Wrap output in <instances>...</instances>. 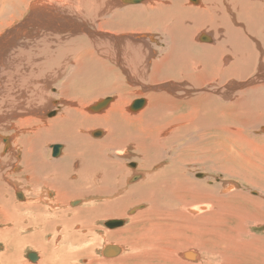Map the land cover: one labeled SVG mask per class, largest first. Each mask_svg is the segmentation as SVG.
Here are the masks:
<instances>
[{
	"label": "bare ground",
	"instance_id": "1",
	"mask_svg": "<svg viewBox=\"0 0 264 264\" xmlns=\"http://www.w3.org/2000/svg\"><path fill=\"white\" fill-rule=\"evenodd\" d=\"M120 9L123 10L116 12ZM136 9L141 12L139 17L134 13ZM148 12L149 20H140ZM263 12L264 0H143L137 4L119 0H0V130L10 128L13 132L0 139V264H31L23 259L27 248L38 255L33 264H77L80 257L94 258L90 244L96 239L93 231L100 230L93 228L94 221L127 217L125 212L133 204L136 207L129 212L134 215L129 218V225L120 220L121 226L103 231L107 241L123 237L115 242L121 244L117 245L119 252L122 246L125 249L119 255L122 257L97 262L93 259L85 264H114L132 257L138 262L141 239L146 237H137L132 226L139 223L142 214V227H159L163 219H167L165 227H170L179 222L178 218L190 215L196 203L211 202L213 210L209 215L190 222L194 238L187 239L188 244L175 252L178 257L181 250L190 253L188 260L197 259L194 249L211 255L213 249L233 245L228 239L221 240L223 244L212 239L216 229L225 232L232 213L240 218L242 228L235 227L237 233L264 223V215L258 219L238 207L244 204L242 198L256 206V198L264 195V171L259 167L264 165V135L260 139L254 136V131L255 135L258 131L264 134V92L260 90L264 84H257L264 77ZM129 19L131 22L125 24ZM146 24L148 28H144ZM155 26L165 30L166 35L160 33L159 38L167 44L159 49L161 55L157 59L144 45L145 33H154ZM201 30L204 33L197 37ZM152 37L148 40L155 44ZM173 54L174 74L161 73V67L169 64ZM147 73L152 76L150 86L142 85ZM120 77H126L129 85L141 84L150 91L144 110L137 113L127 108L131 96L143 95H125L122 87L109 80ZM57 80V96L65 104L58 112L45 113L50 101L44 88L49 90L47 84ZM168 81L171 87L165 84ZM173 81L187 82L182 91L193 93L194 97L183 101L184 95L172 91L176 87ZM208 84L216 86L204 89ZM231 91L235 93L233 105L238 111L226 114L216 101H226ZM104 95L111 96H106L110 100L107 107L93 111L106 100ZM212 122L219 127L214 136L206 131ZM191 124L203 130L191 139L201 134L200 143L214 137L224 141L217 160L210 159L213 166L202 167L210 172L192 177L186 165H200V161L184 159V155L190 157L193 152H187L180 144L168 159V167L158 165L164 158L162 152L176 144L175 139L182 134L187 136ZM95 127L105 128L108 133L103 138L105 132L91 130ZM127 143L136 149L135 161H113L111 155L106 158L102 153L123 157L124 152L118 150ZM54 145L61 147L55 157ZM197 151L205 154L204 146ZM19 157L20 171L14 175ZM154 165L156 170H148ZM233 169L240 175H232ZM218 171L224 180L235 179L258 192L253 198H249L248 191L237 189L218 195L215 189L206 187ZM115 173H119L117 177ZM108 179H113L114 190L119 193L120 182L128 185L124 192L131 198L128 207L120 196H111L114 190L106 187ZM16 181L29 187L25 194H19L20 199L13 194L18 187ZM97 184L103 187L101 195V188H95ZM39 187L46 192L36 198ZM233 188L237 186L230 184L223 193ZM48 190L55 191L56 203H67L69 208L61 210L56 203L47 201L46 196H51ZM96 195L102 200H91L85 206L83 201L70 202ZM230 198H237L238 206L230 208ZM197 210L204 211L205 206L199 205ZM115 220L118 219L105 223ZM207 220L209 225L195 224ZM47 236H51L49 242L45 240ZM134 239L138 241L132 244ZM148 239L151 242L143 244L144 251L154 247L152 242L161 237ZM96 242L101 246L97 239ZM165 245L161 243L162 247ZM108 255L112 259L114 252L109 251ZM181 256L185 258L184 254Z\"/></svg>",
	"mask_w": 264,
	"mask_h": 264
},
{
	"label": "rangeland",
	"instance_id": "2",
	"mask_svg": "<svg viewBox=\"0 0 264 264\" xmlns=\"http://www.w3.org/2000/svg\"><path fill=\"white\" fill-rule=\"evenodd\" d=\"M132 7H134V6H132ZM123 9H120V10H118L116 12H121ZM134 13L138 17L141 14V12L138 9H136L134 11ZM107 15H108V13L106 14V16ZM106 16L103 15L102 17L106 18ZM161 16H163L164 18L167 17V15H164V14H161ZM149 17H150V14L148 12V15H144L143 19H140V20H149ZM110 18H111V15H110ZM114 20H112V21H114ZM130 22H131V19L127 20L125 24H128ZM16 24L17 23L15 22V24L13 23L12 26H15ZM133 27L134 26L129 27V29H133ZM148 27H149V25L146 24V26L144 28H148ZM167 27H169V25H167ZM154 28H155V30H154ZM152 29L154 30V33H145V35H144L145 36L144 45H146L147 50H150V53L152 54L153 59H157L159 57V54L161 55V53H159V49L163 50L167 46V44H164L165 40L159 38V34L160 33H164V35H166V33H165V30L161 26H159V28H158V26H155ZM134 31L137 32L138 30L134 29ZM203 31L204 30L199 31L198 34H197L198 36L197 35L196 36L199 37V35L204 33ZM263 31H264V27H263ZM150 36H153L152 38L155 39V41H156L155 44H151V42L148 40V37H150ZM197 37H195V38H197ZM197 42H198V40H197ZM169 59H170V61H169ZM169 59L167 60V61H169V64H167L165 67H163V66L161 67V69H160L161 73L174 74V72L176 70L175 54H173ZM149 68L150 67H148V69H146V70H149ZM258 73H259V71L254 76L258 75ZM262 73H264V70H262ZM109 77H111V76H109ZM111 78H113V77H111ZM109 80L111 81V83L118 85V87H122L124 89V94L125 95H126V93L133 94L134 92H138V93L143 95V96H131L130 97V102L128 103L127 108H130L131 104L137 99H143L144 101H146V106H147L149 101L146 100V98H147L146 96L147 95H151V94H150V91L145 89L142 85L150 86L151 83L153 82V81H151L152 80V76H149V73H147V78L144 80V82H142V85L141 84H137V83L129 85L128 84L129 82L127 81L126 77L125 78L124 77L123 78L120 77V78H118L116 80L115 79H109ZM263 81H264V77L261 78L257 82V84L260 86V84H262V83L264 84ZM59 82H60V80H57L56 82H52V83L47 84V86L50 87L49 90H45L46 87L44 88V92H45V94L47 95V97L49 98V101H50V106L47 107V110H45V113H49L51 111H56V110L58 112L65 104V101L62 100V99H59V97L57 96L58 89H57L56 83L59 84ZM168 82H165V84L167 86L171 87V85H172L171 81H168ZM242 82L243 81H239L237 83H242ZM172 83L176 85L175 89H173L172 91L175 92L176 94L179 93V94H182V95L185 96V99H183V101L188 102L189 100H191L194 97V96H191V94H193V93L186 94V93H184L182 91V88H187L184 85L187 82H182V81L174 82L173 81ZM161 85L162 84H160V86ZM215 86H216L215 84H208V85H206L204 87V89H209V88H212V87H215ZM94 87H95V85H94ZM94 89H95L94 91L97 90L96 87ZM260 90H262L264 92V87L260 88ZM262 91H260L259 93H261ZM234 94L235 93L233 91H231V92L228 93V95L226 97V101H219V102L216 101L222 107V110L226 114L229 113V112H232V111H235V112L238 111L237 107L233 105V103L235 101V97H236ZM262 94L264 95V93H262ZM93 95H95V94H93ZM106 96L111 97L109 95H104L103 99L108 98ZM112 96H115V94L112 95ZM161 106L163 107V103L161 104ZM167 106H168V104H167ZM145 107L143 105L142 108H140L139 110H136L134 112L138 113L139 111L144 110ZM183 108H185V107H183ZM129 113L132 114V115L137 114V113H132V112H129ZM262 115H264V114H262ZM46 116L43 115V118L47 119ZM216 116L220 117L219 114H216ZM232 120L233 119H230L229 121H232ZM189 126H190L191 130L188 131L187 136L182 134L181 138H176L175 139L176 144H172L169 149H167L166 151L162 152V155L164 156V158L162 157L163 160L158 165H161L160 167H162V166L163 167H168L169 166L168 159H170V157L173 155L174 149L177 148V146L180 144V145L183 146V148L185 147L186 149H188L187 152H193L192 156H190V157H187V155H184L183 156L184 159L190 158L191 161H193V160L200 161V162H198L200 165H194V164L191 165V163H187L186 168H190L189 169L190 171L188 172V175L190 177H192L193 175L197 176V174H200V172H205V173L210 172V171L202 170V167L205 166L206 168H210V167L213 166V163L210 162V159L217 160V156H219L218 152L220 150L219 147L221 146V144L224 141L222 139H217L216 137H214V138H211V139L204 140V141H202L200 143V140L202 139V138L200 139V137H202L201 134L199 135L200 137L199 138L197 137L195 140L191 139V137L196 136L198 134L197 131L202 132L203 130L200 127L199 128H195V126H192V124L189 125ZM218 128L219 127L217 126V124L212 122L206 129V131L210 132V133H207V134L213 135V136H214L215 133L218 134V132H219ZM95 129H100V130H103L105 132V135L103 136V138L108 133L106 131V129L102 128V127H95L94 129H91V130H95ZM177 129H178V127H177ZM91 130H89V131H91ZM12 133L13 132L11 131L10 128H8V129L5 128V129L0 130V139L7 138V136L9 137ZM260 135H264V134H262V133L260 134V131H258L257 135H255V131H254V136H258V137H256V139L257 138L260 139L261 138ZM259 136H260V138H259ZM102 139H99V140H102ZM92 140L95 141L96 139L92 138ZM127 144L123 146L124 148H122L121 150H118V151L124 152V156L123 157H118L116 155V153H110V152H107V153H110V154H105L104 152H102V153L105 155V157L107 155H111L113 157V159H112L113 161L116 160V159H124L126 161H130V160L133 159L135 161L136 157H137L136 149H135L133 144H128V145ZM188 145H189V148L187 147ZM202 146H204L205 154H201L200 152L197 151V148H200ZM235 146L236 145H234V148L238 147V146H236V147ZM18 148H19V146H18ZM237 149L239 150L240 148H237ZM20 150L18 151V153H20ZM243 150H246V149H243ZM108 151H110V150H108ZM226 151H229V150H226ZM245 152H246V154H248V151H245ZM245 152H244V154H245ZM48 158L51 159V156H48ZM134 163L137 164V162H134ZM256 164H258V161H256ZM190 165H191V167H187V166H190ZM253 165H254V163H253ZM155 166H157V165H154V166L150 167L148 170H150L152 168H154L156 170L157 167H155ZM259 167H261L263 169V171H264V165H260ZM148 170H145L144 172L137 171V170L136 171L137 172H141V173H146ZM13 173H15V171H13ZM118 174L119 173H115L113 175L117 177ZM231 174L234 175V176H237V175H240V172L237 169H233L231 171ZM262 175H264V173ZM195 179H197V178L195 177ZM212 179L213 180L211 181V184L210 183L207 184L206 187L209 188V189H215L216 193L218 195L225 196V195H228L229 193L233 192L235 189H237V190H242V191H248L249 198H253L254 197V192H256V193L258 192L257 190H253V189L249 188L248 186L236 181L235 179L224 180L223 175L219 171L213 174ZM143 180L145 181L146 177H144ZM135 181H138V180L135 179ZM219 183H221V184H219ZM262 183L264 185V181ZM230 184L231 185L232 184L236 185L237 188H233V189H230V190L228 189L229 191L226 190L225 191L226 193H223V190L228 188ZM20 185L21 186L18 189H16L17 191H21V192L24 193L29 188L28 185L25 186L21 182H20ZM119 186H120L119 187L120 193L117 191L116 188L114 190L113 179H111V180L108 179L106 181V187L111 189V190L112 189L114 190V193L111 196H115V195L120 196L122 198V201H123L124 205L127 206L128 203H129V200L131 199V198L128 199L127 198V194H124V192L128 189V187H127L128 185L125 182L124 183L120 182ZM97 187L101 188V191H100V195H101L103 187L100 184H97L95 188H97ZM45 192H46L45 188L39 187L37 189L36 198H39ZM48 192L51 193L52 195L50 197L46 196L45 199L47 201L51 202V203H56L55 202V197H56L55 191L48 190ZM13 194H14V191H13ZM163 197H165V196H163ZM258 197L256 198V200H259V201L256 202V206L254 204L250 203L249 201H245L244 198H242V201L244 202V204L241 205V206H238L236 204L237 198H230L229 200H231V201L229 202V207L233 208L235 206V204H236L240 209L246 210L248 215H252V216H254L255 218H258V219H263L262 215H264V195L260 196L259 198ZM27 198H28V196L26 194L25 195V199L27 200ZM98 198L100 200H102L101 197H98L96 195V196H94L92 198L91 197H86L84 199L73 198V199H70V202L71 201H80V202L83 201L84 202L83 206H85L86 202H88L87 204H89L91 200H95V199H98ZM98 202L101 203L100 201H98ZM56 204L58 205L59 209H61V210H65V209L69 208V205H67V203L66 204L56 203ZM199 205H204L205 206V210L204 211L197 210V207ZM77 207H79V205H77ZM135 207H136L135 204H133L132 206L128 207V209L125 212L127 217H120V218L106 217V218L96 219L94 221L93 228L97 229V230L100 229V230L99 231H93V232L95 234V238L99 242H101V246L98 247L96 239H95L96 243L93 240L92 244H90V245L93 246L92 250L94 249L93 250V253H94L93 257L94 258H92V257L91 258L90 257H80V258L77 259V264H85L84 262H91L93 259H95V262H97L98 260H101V259L113 260V259H117V257H119V255L123 254L125 249L122 246V251L120 249L119 254L117 256H113L112 259H111V257H103L102 256V250L104 249L105 246L115 245L116 247H119V246H121V244H118V243H115V242H118V240L120 238H123L122 236H118L117 240L114 241V242L110 241V239H108L109 242L107 240H104L103 239V236H104V232L103 231H105V232L106 231H110V230L107 229V227L105 228L104 224H105V221H107V220L118 219V220H125L126 224L129 225V220H130L129 218L134 216V215L130 216L129 212L132 209H134ZM71 208H73V207H71ZM179 208L180 207H178L177 210H179ZM212 210L213 209L211 208V202L202 201L200 203H196V206L194 207V209H193V211L191 212L190 215H188V216L187 215H183V217H182L183 219L181 217H180V219L178 218L179 222L175 223V226L165 227V222H166L167 219H163V220H160L161 226L154 227V228H148L146 226L142 227V225H140V224L144 223L143 222L144 214H142L143 217L138 218V222L139 223H137L136 226L135 225L132 226L133 230H136L135 231L136 233L134 232V234L137 237L138 236L139 237H141V236L146 237L144 239L143 238L141 239V249H140V252H138L139 261L135 262V258L132 257V258L128 259L126 262L124 260H122V262L114 263V264H126V263L127 264H144V263L145 264H184L183 261H185V262L188 261V263H193V262H197L198 263L199 260H200L199 264H264V223H260L261 225L259 224V225L255 226V227L249 226L247 228H244L242 232L237 233L235 227L242 228V226L240 224V218H239V216L236 213H232L230 215V217L228 218L227 228L224 229L225 232L222 233L218 229L215 228L218 232L216 231V235L214 237H212V239L215 242L219 243V244L222 243L221 240H223V239L230 240L232 242V244H233L230 248H223L221 245H219V246L222 247L223 250L222 249L221 250L220 249H213L211 255L210 254L201 253V251H198V250L194 249V251H196L198 253L197 259H194V260H188L186 258H182L181 254L185 253V252L181 253L182 250L178 252V255L180 257L177 256V253H175V252H177L180 248H183V247H185L188 244V240L187 239L194 238L192 230L190 228V224H191L190 222L195 220V219H197V218H200V216H204V215H207V214L209 215ZM163 212H166V211L163 210ZM260 214H261V216H260ZM222 217H224V216H220L219 218H222ZM200 223H202V225H209L210 224V220H207V221H204V222L195 221V224H200ZM192 224H194V223H192ZM224 225H225V222H224ZM112 231H114V230H112ZM220 233H222V234H220ZM248 233H249V235H248ZM50 237L51 236H47V238L45 240L47 242H49L48 239ZM155 237H161V239L158 240V242L153 241L152 243H155V246L154 247H148L144 251L143 244H147V242H151L148 238H155ZM99 238H101L102 241ZM167 240H168V242H167ZM137 241L138 240H135V239H134V241L132 240V244H135ZM144 241H145V243H143ZM161 243L162 244L166 243V245L164 247H162ZM87 244H88V242H87ZM169 244L171 246H169ZM2 245L3 244L0 243L1 247H2ZM117 245H119V246H117ZM237 245H238V247H237ZM233 247H234V249H233ZM236 247H237V249H236ZM95 249H97V250H95ZM162 249H164V250H162ZM205 249L210 250L207 247H205ZM25 250L26 251H24L23 259L26 262H29V263L33 264L34 261L31 262L27 258L28 254L31 253L30 252L31 250L29 248H27ZM155 250L158 253L162 252V254L161 253L158 254V253L154 252ZM159 250H161V251H159ZM0 251H2V250H0ZM121 252H123V253H121ZM152 252L155 255L154 254L153 255L150 254ZM121 257H119V258H121ZM179 258L182 259V261L179 260ZM88 259H89V261H88ZM20 262H19V264H25L23 261H20ZM142 262H144V263H142ZM197 263H195V264H197ZM105 264H111V263H107L106 262Z\"/></svg>",
	"mask_w": 264,
	"mask_h": 264
},
{
	"label": "water",
	"instance_id": "3",
	"mask_svg": "<svg viewBox=\"0 0 264 264\" xmlns=\"http://www.w3.org/2000/svg\"><path fill=\"white\" fill-rule=\"evenodd\" d=\"M119 1H121L123 3L137 4V3H140L143 0H119ZM109 102H110L109 99H106L104 101H101L100 103H98L93 108V111L94 110H99L101 108H106ZM143 105H144V100L143 99H137L130 106V110H133V111L139 110L140 108H142ZM60 148H61L60 146L54 145L52 147V156H54V157L57 156L59 154ZM121 224H122V221L115 220L114 222L105 223V226L106 227H110V228H114V227L121 226ZM109 251H113L114 252V255L113 256H116L119 253V249L115 245H109V246H106L102 250V256L103 257H109V255H108ZM184 257L187 258V259H189L190 253H184ZM27 258L29 260H31V261H34L36 259V256H35V254H28ZM193 258H194V256H193Z\"/></svg>",
	"mask_w": 264,
	"mask_h": 264
},
{
	"label": "flooded vegetation",
	"instance_id": "4",
	"mask_svg": "<svg viewBox=\"0 0 264 264\" xmlns=\"http://www.w3.org/2000/svg\"><path fill=\"white\" fill-rule=\"evenodd\" d=\"M19 164H20V157L18 158V162H17V165H18V166H17L16 168L13 169V171H15V173H13L14 175L17 174V173L20 171V169H19V168H20V165H19ZM16 184L18 185V187H17V189H18V188L21 186V185H20V182H19V181H16ZM15 192H16V194H15ZM21 193H23V192H21V191H17V190L14 191V195H15V196H18L19 199H20V197H21L19 194H21ZM24 194H25V193H24ZM50 195H52V194L50 193ZM24 196H25V195H24ZM0 249H1V247H0ZM30 254H31V253H30ZM35 256H36V259H35L34 261L37 260V255L35 254ZM28 260H29V259H28ZM29 261H31V260H29ZM31 262H32V261H31Z\"/></svg>",
	"mask_w": 264,
	"mask_h": 264
},
{
	"label": "crops",
	"instance_id": "5",
	"mask_svg": "<svg viewBox=\"0 0 264 264\" xmlns=\"http://www.w3.org/2000/svg\"><path fill=\"white\" fill-rule=\"evenodd\" d=\"M35 262V261H34Z\"/></svg>",
	"mask_w": 264,
	"mask_h": 264
}]
</instances>
